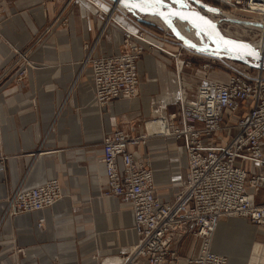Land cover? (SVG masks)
<instances>
[{"label":"crops","instance_id":"crops-1","mask_svg":"<svg viewBox=\"0 0 264 264\" xmlns=\"http://www.w3.org/2000/svg\"><path fill=\"white\" fill-rule=\"evenodd\" d=\"M52 1L43 5V0H10L9 3L0 0V4L7 2L10 15L3 23L5 37L12 38L21 48L27 46L38 27L45 20L52 21L66 6L67 0ZM68 5L75 7L79 16L70 14L69 28L59 30V47L44 48L29 55L30 60L39 63L41 68L28 70L21 86L24 88L16 95L10 93L16 91L14 80L23 66L13 64V55L0 39V121H9L13 125L11 133L7 134L9 129L1 130L5 140H0V264H100L104 259L107 260L104 264H120L136 241L131 205L127 202L120 204L116 198L100 197L101 191L96 184L90 187L95 196L92 200L93 217L82 221L85 226L81 228L70 223L72 214L66 199L40 212L13 217L4 216L6 201L24 179H34L33 185L29 186L37 185L35 181L42 175L39 168H51L57 174L61 192L65 191L63 174L67 171L69 176H73L70 179L74 186L86 192L89 189L86 182L88 173L94 179L100 170L104 178L102 137L117 128L113 111L133 112L137 117L150 112L153 114L159 102L155 100L161 95L168 103L167 110H173L178 97L176 75L153 57L143 54L142 63L138 62L139 74L141 71L144 75L142 82L139 75V95L110 103L103 110L98 109L89 68L82 78L75 79L78 78V60L83 56L79 40L94 38L102 20L93 17L96 9L92 4L77 0ZM109 32L98 46L95 57L120 50L121 35L112 31L109 36ZM69 45L71 50L65 48ZM226 79L214 81L224 83ZM148 95H156L157 98H148ZM27 96L37 100L36 113L18 107ZM61 104L62 109L57 116ZM122 130L127 131L123 127ZM225 135L227 133L222 136ZM90 148L96 150L91 153ZM129 151L137 162L152 158L150 168L156 174V195L161 200L171 201L173 189L183 181L186 170L184 141L157 139L146 147L135 146ZM243 167L253 174L264 171V166L257 167L248 162ZM165 173L169 175L164 176ZM103 188L105 190L106 186ZM262 197L263 202H257V197L255 202L264 205V193ZM106 211L112 212L111 218L103 214ZM39 218L44 219L43 230L36 226ZM215 231L211 242L214 253L226 254L230 257L227 258L229 262L264 264V240L259 243L256 238L257 234L264 237V225H254L242 218H223ZM200 245L199 239L190 233L185 234L176 249L180 258L177 264H184L186 258L196 257ZM261 254L263 258L259 259Z\"/></svg>","mask_w":264,"mask_h":264},{"label":"built area","instance_id":"built-area-1","mask_svg":"<svg viewBox=\"0 0 264 264\" xmlns=\"http://www.w3.org/2000/svg\"><path fill=\"white\" fill-rule=\"evenodd\" d=\"M86 1L101 17L104 15L106 25L118 28L122 38L117 53L91 58L88 63L94 98L100 108L136 97L141 54L156 47L159 41H170L182 51L200 55L167 37L168 29L161 27L164 35H159L140 26V16L116 2ZM105 2L109 9L115 10L102 12L98 5H106ZM163 2L175 6L173 0ZM184 4L211 19L233 15L264 26V0H186ZM116 7L124 13L120 14ZM120 15L122 21L117 18ZM158 49L175 57L164 48ZM189 66L190 63L180 61L176 65L177 74ZM180 87L173 110L168 111V103L164 101L157 102L153 109L148 122H160L159 132L134 137L117 127L102 139L105 196L129 203L133 214L136 241L120 264H177L180 258L176 249L187 233L199 239L201 245L198 255L184 259V264H231L210 248L219 222L223 218H242L254 225H264V205L255 202L264 189V171L253 174L243 167L246 162L264 166V69L251 72L241 66L224 83L205 79L193 92L184 83ZM148 122L144 123V129ZM223 133L227 135L222 136ZM148 138L184 141L185 175L171 201L158 198L150 166L135 161L129 151ZM60 199L58 180L51 178L35 186L18 188L7 200L5 214L13 217L37 213ZM43 225L44 219L39 218L36 226Z\"/></svg>","mask_w":264,"mask_h":264},{"label":"rangeland","instance_id":"rangeland-1","mask_svg":"<svg viewBox=\"0 0 264 264\" xmlns=\"http://www.w3.org/2000/svg\"><path fill=\"white\" fill-rule=\"evenodd\" d=\"M6 1L8 3L10 2V0H6ZM75 1H77V0L65 1L67 8H66V6L65 7L63 6L61 8V11L56 15V17L54 19H52V21L45 20V23H43L36 30L35 34L33 35L31 42L23 48L17 46L16 42L14 40H12V38L9 37L10 39H8L3 34V31H2L3 30V23L7 19L10 18V15L7 13V5H8V4L6 5L7 2H4L5 4H0V39L5 44H7L10 53L13 55V58H14L13 64L17 65V66H23L22 70H20V72L16 76V79L14 80V86H15L16 91L11 92L10 95H16V94L20 93L21 89L24 88L21 86L23 84L24 79L26 78L28 70H38L41 68L39 66L40 65L39 63L30 60L29 55L32 52H35V51L40 52L44 48L56 47V45L58 47L60 46L59 41L61 39L60 38L61 36L59 35V30H67V28H69L68 19H69L70 14L74 15L75 17L79 16L76 8L75 7H69L70 5H68L71 2H75ZM82 1L91 5L86 0H82ZM49 2H53V1L52 0H43L42 4L45 5L46 3H49ZM91 6L95 9V7L93 5H91ZM213 7L215 9L217 8V6H213ZM24 11H26V10H24ZM90 17H91V19H93L92 15H90ZM93 17H96V18H99L102 20L101 27H100L101 29L99 28V31L95 35H93L94 38L91 37L88 40H83V41L79 40L80 48H81V51L83 53V56H82V58H80L78 60V64H79L78 70L79 71H78V78L75 79V81H78L79 78H82L83 74H85L86 71L88 70L89 60L91 58H95V52H96L98 46L100 45V43L103 40H105V37L108 36L107 31H110L109 36H110V34L113 33L112 31H114L116 34L117 33L120 34V31L118 30V28L115 25H112V24L106 25V23H105V26H103L104 18L101 17L100 12L98 13L95 10V14L93 15ZM117 18L119 19V17H117ZM140 18L145 19L147 22L143 21ZM140 18H139L140 26L145 27L146 29L153 31L154 33H157L159 35H164V32L162 31L161 27L158 24H156L153 21H148L143 16L142 17L140 16ZM237 19H239V18H237ZM11 20L12 19H10V22H11ZM34 21H35V19H34ZM178 28L179 29H177V28L176 29L181 35H183V33H186L185 30H183V29L180 30V27H178ZM223 28L225 30L226 36L229 38L235 39V40H241V41H246L248 43H253V42L258 41L261 38V36H260L261 33L257 32V31H253V33H250V31H252V30H250L249 28L246 29V27H243V26H240V27L230 26V27H223ZM167 31H168V33L166 34L167 37H170V38L173 37V39H175L177 42H179L183 45H187L183 41L179 40L173 31H171L169 29ZM155 41H157V40H155ZM121 43H122V38H121ZM121 43H120V46H121ZM187 46L189 48H192L189 45H187ZM263 46L261 48H263ZM61 47H63V45ZM156 47H158L160 49L164 48L168 53L174 55L175 57H171V56L166 55L165 53H162V51H160ZM156 47L149 48V50L144 51L143 54L153 57L161 65L166 66L169 71L173 72L172 74L174 76L177 74V72H176V65L178 63L177 59H179L181 62L185 61V62L190 63L189 68H184L183 71H181L179 74H177L179 76V79L176 77V79H177L176 80V90H178V91H179V88H181L180 86L183 85V83H184L185 85H189L190 91L193 92L195 87L202 80H205V79L206 80H208V79L209 80H215V79L221 80V79L227 78L228 75L232 74L233 70L235 68L245 66V65L239 63L238 61H235L234 59H231L227 56H223L220 54H216V55L221 56L222 59L224 57V58H226V60L223 59L224 61H219V60H216L214 58H209V57H205L202 55H199V56L193 55L192 53H188L187 51L180 50V48L177 45L172 44L170 41H168L167 43L163 42V41H159V44L157 43ZM65 48L71 50L70 45H69V47H65ZM143 54H141V56ZM178 54H180V56H178ZM203 54L211 56V54H208L206 52ZM139 61L141 64L142 63L141 57H140ZM245 67L247 69H249L251 72H253V70H255V69L250 68L248 66H245ZM139 75H140V82H142L144 75L143 74L141 75V71H140ZM0 80H1V76H0ZM138 95H139V91H138L136 96H138ZM161 96L159 98H157L156 95H148V98L150 97L153 99L154 97H156L157 100H155V101L161 102V101H164L163 97L161 98ZM164 97H166V96H164ZM177 100H178V97L175 100L174 108L176 107V101ZM18 107L23 108V110L27 111V109H28L30 112L36 113L37 108H38V102L36 99H32L31 96L30 97L27 96L26 98H24L23 100H21L19 102ZM58 108L59 109L57 112V116L59 115V113L62 109V104L59 105ZM103 108H105V106ZM103 108H102V110H103ZM98 109H101V108L98 107ZM38 111H40V110H38ZM168 111H170V110H168ZM113 115L115 116V120H116V124H117L118 128L122 129V127H123L127 130L126 132H128L131 135H133L134 137H136L137 135L145 134L144 123L148 122L150 120V117L153 114H152V112H150L145 116H138L137 117V114H135L133 112L132 113H122L119 111L116 112L114 110ZM137 119H139V120H137ZM150 124L149 123L147 124L146 130L149 129L148 126ZM2 129H3V131L4 130L7 131V129H9L7 134L11 133L12 129H13V125H11V122H9V121L8 122H1L0 121V140L2 138H3V140H5L3 131L1 133ZM147 132H148V130H147ZM103 137H102V139H103ZM157 139H163V138H148L147 140H145V142H143V143L141 142L137 146H145L146 147V146H148V144L150 142L155 141ZM10 141H8V142H10ZM90 149H91V153H93L95 148H90ZM96 149H98V147ZM63 151H65L64 148H63ZM40 152H41V150L37 153H40ZM144 162H146L149 166H151L152 165V158L149 157V158L145 159ZM39 171L41 172L42 175H40L39 180L35 181L36 184L41 183V182L48 180V179H51V178L56 179V177H57V174H55V172H53V170L51 168H39ZM37 172H38V169H37ZM69 174H70V172H68V171L65 172V174H63V185H64L65 191H64V193L60 191L61 192V199H66L68 204H69V207H67V208L70 210V213L72 214L71 215L72 219L70 220L71 221L70 223L73 224L74 226H76V224H77L81 228V227L85 226V225H83L82 221H85L86 219L93 217L92 216L93 215L92 200H93V198H95V196H93L92 191L90 189L92 184L94 183L99 187V189L101 191L100 197H102V196L107 197V196H105V190L103 188L105 185L104 184V178H103V174L100 172V170L94 179L92 178V175L90 173H88L86 182L88 184L89 189L85 192L84 190L82 191L79 188L74 186L73 181L70 179L73 176L71 177V176H69ZM155 175L156 174H154V176ZM163 175L168 176L169 174L165 173ZM184 175H185V169L183 172V179H184ZM33 180H31L30 178L24 179L22 182H20L18 184L15 191L18 188L33 185ZM30 181H32V182H30ZM181 183L178 186L174 187L175 189H173L174 192L172 194V198H174V196L178 192V189H179ZM14 192H13V194H14ZM263 193H264V191L260 190V192L256 196L257 202H263V197H262ZM119 203L123 204V202L121 200H119ZM6 204H7V201H6ZM6 208H7V205L4 208V216L7 215V214H5ZM103 214L109 215L110 218L112 216V212H110V211H106ZM223 221H226V220H223ZM44 228H45V223H44L43 227H41L40 229L43 230ZM85 229H86V227H85ZM215 232L212 236L211 242L214 240ZM85 236H87V234H85ZM76 238H77L76 242H78L79 239H78L77 235H76ZM256 238H257V242H259V243L263 242V240H264V237L262 235L257 234ZM218 255L225 256L226 258H228V256L226 254H223V253H220ZM258 257H259V259L263 258L262 254H261V256H258ZM102 261L104 262L107 260L104 259ZM230 263L231 264H239V263L233 262V261H231ZM243 264H249V263L244 262Z\"/></svg>","mask_w":264,"mask_h":264},{"label":"water","instance_id":"water-1","mask_svg":"<svg viewBox=\"0 0 264 264\" xmlns=\"http://www.w3.org/2000/svg\"><path fill=\"white\" fill-rule=\"evenodd\" d=\"M110 1L118 3L132 13L139 14L144 17H157L165 23H170V21L177 19L183 23L188 24V26L191 27L197 34H200L202 37H204V39L207 40V43L211 44V46L209 47V50H211L210 52L227 56L253 69H264V57H261L259 52L255 50L250 45V43L246 41L227 38L220 34L221 28L230 26H243L247 29L249 28L259 33H264V26L258 22L237 18L211 19L198 11L188 9L183 2L174 3V7L165 2H163L159 6H156L149 2L140 7H131L126 6V0ZM172 12H179L189 17V19H180L176 15H171ZM193 14H198L199 17H203L204 20L209 22V24H204L203 21L196 19ZM190 20L194 22H190ZM196 25H199V27H197ZM172 31L179 40L187 44V42H185V40L181 36H179L174 30Z\"/></svg>","mask_w":264,"mask_h":264},{"label":"bare ground","instance_id":"bare-ground-1","mask_svg":"<svg viewBox=\"0 0 264 264\" xmlns=\"http://www.w3.org/2000/svg\"><path fill=\"white\" fill-rule=\"evenodd\" d=\"M110 1V0H109ZM183 2L185 3L186 0H183ZM106 3V2H105ZM108 3H106V5H103V4H100L98 5L99 8L101 9L102 12L104 13H107V12H113L112 10H115V9H109V5H107ZM117 11L121 13H124V10H121L120 8H117ZM139 15V14H138ZM141 16V15H139ZM119 17V20L122 21L121 19H124L121 15L118 16ZM142 17V16H141ZM148 21H153L155 22L156 24H158L160 27L162 28H165V29H169V30H174L179 36H181L185 42H187V45L191 46V50L194 52V53H198L202 56H205V57H209V58H215L216 60H221V61H224L226 60V58L223 57V59L221 58V56H217L215 53L213 52H210L211 50H209V47L211 46V44H208L207 43V40L204 39V37H202L200 34H196L195 31H193L192 28H188L183 22L175 19V20H172L170 21V23H165L163 22L162 20H160L159 18L157 17H152V16H146L145 17ZM226 19H233L235 18L233 15H227L225 17ZM224 19V17H223ZM254 19V18H253ZM126 25V23H124ZM170 24V25H169ZM105 26V22H104V25ZM127 26V25H126ZM178 27H180V30L183 29L186 31V33H183V35H181L177 29H179ZM177 28V29H176ZM247 29V28H246ZM130 30H131V27H130ZM252 30V29H250ZM220 34L224 37H227L226 36V33H225V30L224 28H221L220 29ZM199 35V36H198ZM184 36V37H183ZM261 38L256 41V42H253V43H250V45L259 52L260 56L263 57V54H264V33H261ZM229 38V37H227ZM232 39V38H231ZM186 45V46H187ZM185 46V47H186ZM263 46V48H261ZM187 48V47H186ZM189 49V48H188ZM208 53V54H211V56L209 55H206V54H203V53ZM177 56V55H176ZM177 58V57H176ZM177 62L178 64L180 65V60L177 59ZM176 77L179 79V76L176 74ZM181 92V91H180ZM150 124V123H149ZM147 126V125H146ZM149 129L148 132L146 130V136L149 137V135H151L154 130L155 132H159L160 130V122H156V123H151L149 126H148ZM59 202V201H58ZM57 202V203H58ZM210 248H211V245H210Z\"/></svg>","mask_w":264,"mask_h":264},{"label":"snow or ice","instance_id":"snow-or-ice-1","mask_svg":"<svg viewBox=\"0 0 264 264\" xmlns=\"http://www.w3.org/2000/svg\"><path fill=\"white\" fill-rule=\"evenodd\" d=\"M152 3L156 6H159L163 3V0H130V3H129V0H126V6H131V7H140V6H143L144 4L146 3ZM174 3H182L183 0H173ZM171 15H176L178 16L180 19H189V17L179 13V12H172ZM193 16L200 20V21H203L204 24H209L208 21L204 20L203 17H199L198 14H193ZM190 22H194L192 20H190ZM197 27H199V25H196Z\"/></svg>","mask_w":264,"mask_h":264}]
</instances>
